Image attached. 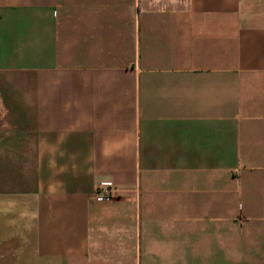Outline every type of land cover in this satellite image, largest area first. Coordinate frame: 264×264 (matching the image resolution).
<instances>
[{"label": "crops", "instance_id": "0c3cea01", "mask_svg": "<svg viewBox=\"0 0 264 264\" xmlns=\"http://www.w3.org/2000/svg\"><path fill=\"white\" fill-rule=\"evenodd\" d=\"M0 264H264V0H0Z\"/></svg>", "mask_w": 264, "mask_h": 264}, {"label": "built area", "instance_id": "2783aa9c", "mask_svg": "<svg viewBox=\"0 0 264 264\" xmlns=\"http://www.w3.org/2000/svg\"><path fill=\"white\" fill-rule=\"evenodd\" d=\"M112 183L104 182L97 186L95 190V199L98 201L106 200L111 195Z\"/></svg>", "mask_w": 264, "mask_h": 264}]
</instances>
